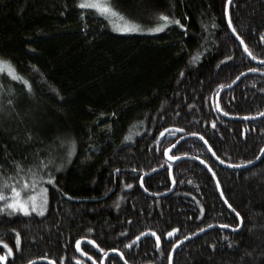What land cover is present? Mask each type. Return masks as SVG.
Returning a JSON list of instances; mask_svg holds the SVG:
<instances>
[{
	"label": "trees",
	"instance_id": "obj_1",
	"mask_svg": "<svg viewBox=\"0 0 264 264\" xmlns=\"http://www.w3.org/2000/svg\"><path fill=\"white\" fill-rule=\"evenodd\" d=\"M110 2L144 29L160 23V13L184 27L124 33L81 9L80 0H0V57L31 86L0 75V190L9 194L3 185L16 182L17 163L29 180L27 169L38 171L41 158L51 156L58 166L47 170L55 186L44 183L46 214L0 212V255L6 257L0 264H95L101 248L121 251L129 264H169L176 242L210 225L240 224L207 168L170 163L164 154L192 132L232 165L255 161L264 148V118L229 120L217 110L221 89L250 68L264 72L231 33L227 0ZM230 15L249 51L264 61V0H234ZM220 108L235 117L263 113L264 77L246 76L222 94ZM172 155L206 162L243 218L240 232L215 229L184 244L174 264H264V158L252 168L229 170L193 138ZM154 170L143 189L142 177ZM173 180L170 196L145 195L168 193ZM153 228L162 234L159 247L155 237L136 239ZM81 239L95 241L83 246L95 263L79 254L75 242ZM106 264L124 263L112 256Z\"/></svg>",
	"mask_w": 264,
	"mask_h": 264
},
{
	"label": "snow or ice",
	"instance_id": "obj_2",
	"mask_svg": "<svg viewBox=\"0 0 264 264\" xmlns=\"http://www.w3.org/2000/svg\"><path fill=\"white\" fill-rule=\"evenodd\" d=\"M228 3H231V0H227ZM79 7L81 9H91L95 12V14L104 17L106 20H108L110 23L113 24V28L115 31L118 32H124V33H134V32H141V31H148V32H161L165 28H167L170 24H177L180 25V21L178 19H172L168 15H165L163 13H160L158 15V20L161 21L160 23H157L153 27H149L147 29H144L141 27L139 23L136 21L126 18L120 11H118L114 5L110 2V0H80ZM113 18H118L119 20L123 21L122 24H115L113 22ZM229 26L231 27V20L228 21ZM182 28L184 25H180ZM232 31L235 32V28H232ZM239 38V37H237ZM241 44H244V41L240 40ZM244 51L248 53V55L255 60L256 56L252 54L251 51H249L247 45H244ZM199 54L194 59H198ZM261 63H264V61H261ZM249 71L256 72L258 69L256 68H250ZM0 73H6L9 78L12 80L22 81L28 88L31 90V86L29 82L20 74L17 73L15 66L12 64L10 60H7L3 57H0ZM181 75H183V72H181ZM239 79V77H237ZM221 88L224 87V85H220ZM11 103V101H9ZM225 115H228V113H224ZM261 115H264V113H261ZM213 127H215V124H213ZM176 131L183 132L184 129H176ZM165 132H169V129H164V131L160 132V136H164ZM192 136H199L201 140L204 141L205 144L208 143V141L199 133L192 132L190 133ZM130 137H126V139H129ZM63 143V142H62ZM175 145H173L174 147ZM209 149L211 150V146H209ZM75 152V141H71L69 143V148L67 155L70 158ZM165 155L168 154V149H165ZM213 156L216 157L217 160H219L222 164L224 163L223 160L219 156L216 155V152L213 151ZM178 157L176 156H169V160H175ZM199 159V157H197ZM203 163V161H202ZM54 159L51 156L41 158L39 159V162L34 165V167L38 171H33V168H28L27 172L31 174V179H25L20 174L25 171V169L17 163L16 165V182L9 184L7 181L4 182L3 187L9 189V194H5L3 190H0V202H3V207H0V212H4L6 209L10 210L8 212L9 215L15 214L17 212L23 213L24 215H30L32 212H36L38 215H43L46 211V207L48 204V187L44 186V183H47L48 185L55 186V176L52 175L51 171H47L50 167H54ZM234 167H239V165H233ZM57 167L58 170V166ZM211 170V169H209ZM38 172H43L44 175H40L38 177ZM45 176L47 177L45 181ZM213 176H215V173L213 172ZM39 180V182H38ZM217 184H219V181H217ZM126 187H131V185H126ZM221 195L223 193L221 192ZM227 203V201H225ZM229 208H232L231 204H228ZM232 211L235 213L237 217H240V213L236 211L235 208H232ZM243 224V218L240 217V224H237L235 226L231 225H222L221 227L229 228L231 227L233 231H235L237 228H239ZM177 231V229H173L172 231L167 233V236H172L173 232ZM203 231V229H201ZM141 236L144 235V233L140 234ZM152 235L156 237L157 243H159V236L156 235L155 232H152ZM137 240L140 239V236L136 237ZM227 240V237H225ZM91 243H95V241H91ZM20 244V238L19 234H16V245L17 247ZM77 250L80 249V240H77L75 242ZM131 247V245H128ZM4 248L8 250V253L11 254V248L8 247L7 244L3 245ZM97 247H99L97 245ZM214 247V246H213ZM113 251H116V249H112ZM101 252H104V249H100ZM87 255V253H84ZM107 255V253H105ZM5 256L0 255V261L5 260Z\"/></svg>",
	"mask_w": 264,
	"mask_h": 264
},
{
	"label": "water",
	"instance_id": "obj_3",
	"mask_svg": "<svg viewBox=\"0 0 264 264\" xmlns=\"http://www.w3.org/2000/svg\"><path fill=\"white\" fill-rule=\"evenodd\" d=\"M233 1H234V0H231V3H228V2H227V5H226L225 14H226V21H227V24H228L229 19L231 20L230 7H231V4L233 3ZM228 27H229L231 33L233 34V36H234V37L239 41V43H240L241 38L238 36V34L236 33V31H235V32L232 31V28H234L233 23H232V20H231V27L229 26V24H228ZM237 37H239V38H237ZM240 44H241V43H240ZM244 45H246V44H245V43H244V44H241L243 50H244ZM244 52H245V51H244ZM245 54H246V55L249 57V59H250L251 61H253L254 63H256V64H258V65H262V66H264V63H261V60H257V59L253 60V59L248 55L247 52H245ZM249 75H259V76H263V77H264V72H261V71L251 72V71H249V72L243 73V74L239 77V79H237L233 84H231L230 86H227V87L221 89V91L218 93V95H217V97H216V106H217V110H218V112H219L223 117H225V118H227V119H229V120H235V121H241V120H244V121H255V120H260V119H263V118H264V115H261V114L258 115V116H254V117H235V116H231V115H225L224 112H223V111L221 110V108H220V98H221L222 94H224L225 92H227V91H229V90L235 88V87H236V86H237V85H238V84H239V83H240V82H241L246 76H249ZM263 113H264V111H263ZM190 138L201 140V139L199 138V136H192V135H189V136L183 137V138L180 139L177 143L174 144V145H175L174 147L172 146V147H170V148L168 149V154L165 155V156H166V159H167L170 163H177V162H181V161H195V162H198V163L204 165V166L209 170V169H210V168H209V165H208L206 162H204V161L201 160V159H197V158L194 157V156H180V157H178V158L175 159V160H169V159H168L169 156H172V152H173V151H174V150H175V149H176V148H177V147H178L183 141H185V140H187V139H190ZM201 141H203V140H201ZM203 142H204V141H203ZM205 145H206L207 148L209 149V145H208V143L205 144ZM209 151H210L211 154L213 153V150H212V149H211V150L209 149ZM212 156H213V154H212ZM213 158L217 161L218 164H220L222 167H224V168H226V169H230V170H245V169H249V168H252V167L258 165V164L262 161V159L264 158V148L262 149L260 155L258 156V158H257L255 161L250 162V163H247V164H244V165H239V167H234L232 164H228V163H225V162L222 164L219 160L216 159L215 156H213ZM202 161H203V163H202ZM209 171H210V173H211L212 176H213V172H214V171H213V170H209ZM156 172H157L156 170L151 171V172L145 174V175L142 177V179H141V187H142V188H143V182H144L145 178H146V177H150V176H152V175L155 174ZM213 177H214V180H215V182H216V186H217V188H218V191H219V193H220V196H221L222 200H223L224 203L228 206V203L225 202L226 199H225L224 193H223V191H222V187H221V185H220V182H219V184H217V181H219L218 178L216 177V175L213 176ZM174 188H175V183H174V180H173V187H172L171 190L173 191ZM143 189H144V188H143ZM172 191H171V192H168V193H166V194H163V195H160V194H150L149 192H146V193L149 194V195H151V196H153V197H157V198H158V197H167L168 195H170V194L173 193ZM221 192L223 193V195H221ZM230 209L232 210V208H230ZM239 220H240V217H239ZM221 226H222V225H217V224L210 225V226H208V227H205V228L203 229V231L200 230V231H198L197 233H195V234H193V235H190V236H188L187 238H184L183 240H181V241H180V242L174 247V249H173V251H172V253H171V256H170V262H169V264H174L175 254H176V252L178 251V249H179L181 246H183L184 244H186V243H188V242H190V241H193V240H195V239L201 237L202 235L206 234L207 232L213 231V230H215V229L228 230V231H232V232H236V233H237V232H240V231L242 230L243 224H242L239 228H237L235 231H233L231 227H229V228H225V227H221ZM146 236H150V234L144 235L143 237H146ZM81 245H82V243H80V249L78 250L79 253H80V251H81ZM112 256H118V257L121 259V261H123L125 264H128V263L126 262L124 256H123V254H122L120 251H117V250H116V251H110V252H108L107 255L104 256V258H103L101 264H106V261H107L110 257H112ZM91 261L94 262L92 259H91ZM41 263H43V264H56L54 261L49 260V259H37V260H35V261L30 262L29 264H41ZM94 263H95V262H94ZM95 264H96V263H95Z\"/></svg>",
	"mask_w": 264,
	"mask_h": 264
},
{
	"label": "flooded vegetation",
	"instance_id": "obj_4",
	"mask_svg": "<svg viewBox=\"0 0 264 264\" xmlns=\"http://www.w3.org/2000/svg\"><path fill=\"white\" fill-rule=\"evenodd\" d=\"M173 153V152H172ZM173 156V155H172ZM157 172L155 173V174H157L158 173V170H156ZM154 175V174H153ZM147 178V177H146ZM150 194H156V193H150ZM149 195V194H148ZM149 196H151V195H149ZM152 198H154L153 196H151ZM152 231H154L155 233H157L158 235H159V243H157V240L155 239V238H153L154 239V241H155V243H156V245H157V247H159L160 245H162V242H161V238H162V234H161V232L156 228V229H154L153 228V230ZM183 240V239H182ZM92 240H89V239H81L80 240V243H82V245H81V251H80V255L82 256V257H84V258H86L87 260H93V256L91 255V253H88V252H86L85 250H83V246H85L86 244H90V242H91ZM181 241V240H180ZM180 241H178V242H176L175 244L177 245ZM173 245V248H172V250H171V253H172V251H173V249H174V247L176 246V245ZM141 245H142V243L141 244H138L137 246H136V248H138V249H140V247H141ZM155 245V244H154ZM99 250V249H98ZM179 250V249H178ZM110 251H113V250H110ZM110 251H108V252H110ZM117 251H119V250H117ZM108 252H101L100 251V253H101V255H102V259H101V262H102V260H103V258H104V256H105V253H108ZM121 252V251H120ZM84 253H87V255H85ZM122 253V252H121ZM177 253V252H176ZM123 254V253H122ZM176 255V254H175ZM123 256L125 257V255L123 254ZM170 256H171V254H170ZM110 259V258H109ZM108 259V260H109ZM107 260V261H108ZM121 260V259H120ZM125 260H126V262L129 264V262L127 261V259L125 258ZM107 261H106V263H107ZM101 262L99 263V262H96V264H101ZM169 262H170V260H169ZM124 263V262H123ZM125 264V263H124Z\"/></svg>",
	"mask_w": 264,
	"mask_h": 264
},
{
	"label": "rangeland",
	"instance_id": "obj_5",
	"mask_svg": "<svg viewBox=\"0 0 264 264\" xmlns=\"http://www.w3.org/2000/svg\"><path fill=\"white\" fill-rule=\"evenodd\" d=\"M114 20H113V22L115 23V24H122L123 22H120L121 20H119L118 18H113ZM2 74H6V73H0V75H2ZM7 75V74H6ZM195 157V156H194ZM197 158V157H196ZM198 163V162H197ZM204 166V165H203ZM205 167V166H204ZM206 168V167H205ZM147 174V173H146ZM145 195H147L148 197H149V195L148 194H146L145 193ZM168 196H170V195H168ZM48 207H49V200H48V204H47V207H46V211L44 212V214H46L47 213V211H48ZM21 214H23V213H21ZM31 214H34V215H38L36 212H32ZM43 214V215H44ZM55 214H56V216H57V213L55 212ZM43 215H39V216H43Z\"/></svg>",
	"mask_w": 264,
	"mask_h": 264
},
{
	"label": "bare ground",
	"instance_id": "obj_6",
	"mask_svg": "<svg viewBox=\"0 0 264 264\" xmlns=\"http://www.w3.org/2000/svg\"><path fill=\"white\" fill-rule=\"evenodd\" d=\"M210 168V167H209ZM211 169V168H210ZM212 170V169H211ZM230 170V169H229ZM172 191V190H171ZM171 191H169V192H171ZM163 195V194H162ZM147 234H150V236H146V237H143L144 235H147ZM144 235H142V236H140V239L138 240V241H141V240H143V239H145V238H149V237H155V236H153L152 235V233H145ZM156 238V237H155ZM176 245V244H175ZM123 262V261H122Z\"/></svg>",
	"mask_w": 264,
	"mask_h": 264
}]
</instances>
